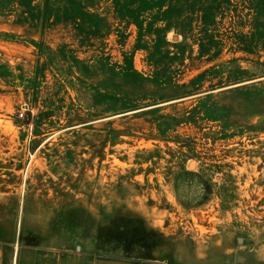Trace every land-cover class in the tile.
Returning <instances> with one entry per match:
<instances>
[{"label":"rangeland","instance_id":"rangeland-1","mask_svg":"<svg viewBox=\"0 0 264 264\" xmlns=\"http://www.w3.org/2000/svg\"><path fill=\"white\" fill-rule=\"evenodd\" d=\"M0 264H264V0H0Z\"/></svg>","mask_w":264,"mask_h":264},{"label":"built area","instance_id":"built-area-1","mask_svg":"<svg viewBox=\"0 0 264 264\" xmlns=\"http://www.w3.org/2000/svg\"><path fill=\"white\" fill-rule=\"evenodd\" d=\"M19 116H20V117H22V116H23V114L21 113Z\"/></svg>","mask_w":264,"mask_h":264}]
</instances>
